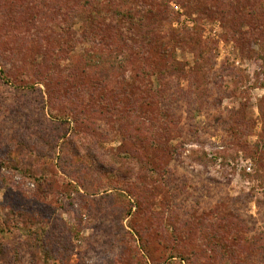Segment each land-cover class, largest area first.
Masks as SVG:
<instances>
[{"label": "rangeland", "instance_id": "rangeland-1", "mask_svg": "<svg viewBox=\"0 0 264 264\" xmlns=\"http://www.w3.org/2000/svg\"><path fill=\"white\" fill-rule=\"evenodd\" d=\"M0 264H264V0H0Z\"/></svg>", "mask_w": 264, "mask_h": 264}, {"label": "trees", "instance_id": "trees-1", "mask_svg": "<svg viewBox=\"0 0 264 264\" xmlns=\"http://www.w3.org/2000/svg\"><path fill=\"white\" fill-rule=\"evenodd\" d=\"M62 115L63 114H55V117H60V118H56V119L62 120L61 119ZM62 121L64 122L65 120L63 119ZM55 124H56V122H53L49 125L51 126L52 129H55L54 128ZM40 126L34 125V130L41 132L43 130L41 127H43V126H41V127ZM119 130H121L119 132L120 133L119 135H124L122 132H125L128 134L132 133V131L129 127L120 126ZM47 131H48V129H47ZM114 133H116L115 129H114ZM87 138L86 137L84 138L86 141L81 140L79 142V140L77 139V134L74 133L72 135V137L70 136L68 138V137L64 136L60 139V141L63 140L62 144L60 145L61 163H63V162L67 163V164H63L64 166H68L70 164L69 156H72L73 154L78 156L81 154V151H84L86 149V147L90 143V142H88ZM57 143L56 144L51 143L49 145H51V147L56 146V147H54V149H56L57 145H58ZM98 153L99 152L96 153V155L94 156L95 159L93 158L92 161L93 162L95 161V163L99 164L98 166L95 164V166H93V167L95 168V170H99V172L101 173V177H104L105 182L103 183V186L106 189L109 188L111 190L113 189V190H118V191L124 190V188H125V191L127 193H129V191L127 189H129V185H131L133 183L135 172L139 171V164H142V162L140 163L139 160L136 161V160H132V158H131V159H128L127 162L125 159V160H122V161L115 163L112 159H109L108 162L106 163V165L104 166L103 159L99 158L100 155ZM41 157H43V155H40V158ZM105 157L107 158L108 156H105ZM108 165H110V166H108ZM112 166H114V167H112ZM140 167H141V165H140ZM94 168H91V169H94Z\"/></svg>", "mask_w": 264, "mask_h": 264}]
</instances>
